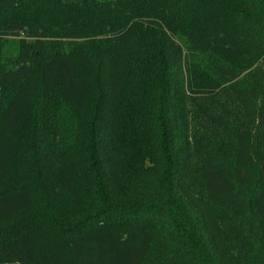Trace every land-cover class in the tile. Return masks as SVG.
<instances>
[{"label":"trees","instance_id":"obj_1","mask_svg":"<svg viewBox=\"0 0 264 264\" xmlns=\"http://www.w3.org/2000/svg\"><path fill=\"white\" fill-rule=\"evenodd\" d=\"M0 264H264V0H0Z\"/></svg>","mask_w":264,"mask_h":264}]
</instances>
